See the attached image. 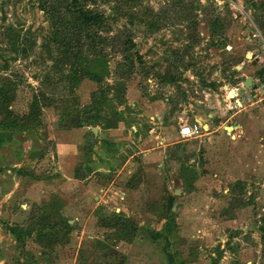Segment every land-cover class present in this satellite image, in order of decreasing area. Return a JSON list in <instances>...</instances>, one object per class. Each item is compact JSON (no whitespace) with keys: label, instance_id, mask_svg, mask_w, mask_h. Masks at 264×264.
<instances>
[{"label":"rangeland","instance_id":"1","mask_svg":"<svg viewBox=\"0 0 264 264\" xmlns=\"http://www.w3.org/2000/svg\"><path fill=\"white\" fill-rule=\"evenodd\" d=\"M263 64L264 0H0V264H264V151L227 134Z\"/></svg>","mask_w":264,"mask_h":264},{"label":"trees","instance_id":"2","mask_svg":"<svg viewBox=\"0 0 264 264\" xmlns=\"http://www.w3.org/2000/svg\"><path fill=\"white\" fill-rule=\"evenodd\" d=\"M54 15H52V19L54 20L58 35L63 37L66 41L72 36H74L72 40L76 39V42H74L75 44L71 39L66 42L70 50H81L83 48L82 46L85 45L86 47L85 42H87L88 46L98 50L100 48L97 46V43L103 46L107 41V39L103 38L104 36H101V33L107 31V28L103 16L99 13H92L88 10L79 9L69 17V21L64 18H62V20L56 19L55 16L57 15ZM68 26L70 27L68 28ZM69 33H71L70 36ZM128 43L130 44L129 48L127 47L129 51L131 47H134V44L131 41Z\"/></svg>","mask_w":264,"mask_h":264},{"label":"crops","instance_id":"3","mask_svg":"<svg viewBox=\"0 0 264 264\" xmlns=\"http://www.w3.org/2000/svg\"><path fill=\"white\" fill-rule=\"evenodd\" d=\"M264 75V74H263ZM262 77H258V78H263ZM258 78H252L254 81H256ZM246 81V79H245ZM241 85L236 86L235 88H233L231 91H233V95L237 93V90H239L240 94H244L242 87L244 86V82L241 83ZM238 92V93H239ZM242 112V111H240ZM246 114H248L247 116L249 117V120L246 123L243 124L240 121H235L234 122V126L232 127V131L229 132L227 130V127H224L227 130V134L231 137V139H235V141H237L238 139H246V143L244 144V146L249 145V147L247 146L246 149H253V151L262 149V151H264V104H252L250 106L247 107V109L245 110ZM235 117V116H234ZM196 122H199L198 120H196ZM201 123V122H199ZM202 124V123H201ZM203 125V124H202ZM246 125L249 126L253 132H250L249 129H246ZM204 127V126H203ZM254 132H259V136L262 138V144H260L261 142L257 141L258 144L254 141ZM203 135V134H202ZM201 135V136H202ZM200 136V137H201ZM205 141V140H204ZM251 141V142H248ZM242 145V146H241ZM238 146L243 147V142L239 143L238 142ZM256 149V150H255Z\"/></svg>","mask_w":264,"mask_h":264},{"label":"built area","instance_id":"4","mask_svg":"<svg viewBox=\"0 0 264 264\" xmlns=\"http://www.w3.org/2000/svg\"><path fill=\"white\" fill-rule=\"evenodd\" d=\"M264 67V64H263ZM234 96H230V110L240 109L243 111L245 108L252 104H264V76L263 78H258L256 81H253L250 89L242 87L245 96V100L241 97L239 90ZM239 92V93H238ZM204 127L199 122H194L191 124L180 125L179 135L183 139L187 138H197L200 137L203 133Z\"/></svg>","mask_w":264,"mask_h":264},{"label":"water","instance_id":"5","mask_svg":"<svg viewBox=\"0 0 264 264\" xmlns=\"http://www.w3.org/2000/svg\"><path fill=\"white\" fill-rule=\"evenodd\" d=\"M236 1H238V0H236ZM253 79L251 78H248V79H246V81L244 82V87L245 88H247V89H250L251 88V86H252V83H253ZM233 91H231V93H232Z\"/></svg>","mask_w":264,"mask_h":264},{"label":"bare ground","instance_id":"6","mask_svg":"<svg viewBox=\"0 0 264 264\" xmlns=\"http://www.w3.org/2000/svg\"><path fill=\"white\" fill-rule=\"evenodd\" d=\"M235 95V94H234Z\"/></svg>","mask_w":264,"mask_h":264}]
</instances>
